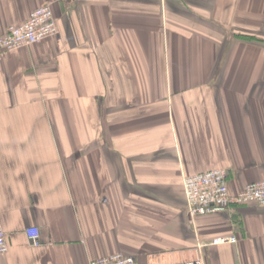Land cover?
Wrapping results in <instances>:
<instances>
[{"label": "crops", "instance_id": "1", "mask_svg": "<svg viewBox=\"0 0 264 264\" xmlns=\"http://www.w3.org/2000/svg\"><path fill=\"white\" fill-rule=\"evenodd\" d=\"M44 4L57 34L0 51V264H264V208L192 221L183 187L264 180V0H0V37Z\"/></svg>", "mask_w": 264, "mask_h": 264}, {"label": "built area", "instance_id": "2", "mask_svg": "<svg viewBox=\"0 0 264 264\" xmlns=\"http://www.w3.org/2000/svg\"><path fill=\"white\" fill-rule=\"evenodd\" d=\"M58 32L57 20L51 4H44L34 10L22 25L10 27L0 37V51L16 50L40 44L55 36ZM187 200V212L192 221L199 216L229 211L232 207L256 203L264 208V180L246 185L238 194L229 191L228 174L225 169L186 176L183 180ZM31 245L40 246V234L37 228L27 230ZM234 243L235 238L217 239L214 244ZM10 245L3 222L0 219V256L9 253ZM90 264H138L135 256L116 253L111 256L92 260ZM178 264H204L201 258Z\"/></svg>", "mask_w": 264, "mask_h": 264}]
</instances>
